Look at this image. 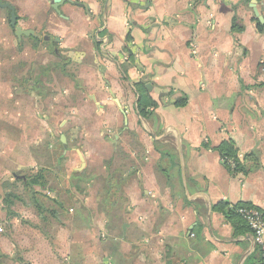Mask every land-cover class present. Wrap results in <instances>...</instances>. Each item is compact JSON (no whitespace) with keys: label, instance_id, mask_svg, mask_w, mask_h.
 Wrapping results in <instances>:
<instances>
[{"label":"crops","instance_id":"obj_1","mask_svg":"<svg viewBox=\"0 0 264 264\" xmlns=\"http://www.w3.org/2000/svg\"><path fill=\"white\" fill-rule=\"evenodd\" d=\"M62 1L0 0V125L48 127L41 156L0 136V264L259 259L234 209L264 208V0Z\"/></svg>","mask_w":264,"mask_h":264},{"label":"rangeland","instance_id":"obj_2","mask_svg":"<svg viewBox=\"0 0 264 264\" xmlns=\"http://www.w3.org/2000/svg\"><path fill=\"white\" fill-rule=\"evenodd\" d=\"M26 100H27V98H26ZM22 103L24 104V102H22ZM22 103H21V108H19V110L24 112L25 106ZM19 119L20 120H18V122L14 126V129L9 128L8 126H6L4 124L0 125V136L1 137L2 136H8L11 133H13L17 137V143H16V150L15 151L17 153H20L19 155H23L24 149L25 150L30 149L32 151V153H34L35 155L41 156L43 154V148L42 147L45 146V140L47 139L44 137V133H45L46 129H48V127H46V129L41 128V126L34 127V123H35L34 121L35 120L28 122L25 117H21ZM32 124H33V127H32ZM52 130H56V133H58V131L61 132V130L56 129V127H53ZM39 138H40V140H39ZM20 139H21V143L19 144ZM55 159H56V157H52L50 161L44 162L45 167L48 165L49 167L55 168L56 167ZM32 161H30L31 163L29 165H21V164H26V161H24V159L17 158L16 163H15V168L12 166V168H13L12 171H14V172L20 171L19 172L20 176H26V177L30 176L31 175L30 171L36 172L35 171L36 169H40V164H36L35 161H33V162ZM9 168H11V167L9 166ZM21 169H23V170H21ZM61 169H62V172H60V173L63 174L64 170H65V166H61ZM14 172H12V174ZM12 174H8V178L13 177ZM3 177L4 176H0V186H2V187L5 186V183L7 182L6 181V182H4V184H1L2 181H5L3 179ZM13 183H15V182H13ZM18 185H20V189H21L22 184L19 182ZM36 199L38 200L39 203H40V201L44 202V203H50L49 201H47V199L45 200L39 196L36 197ZM259 261L260 260L257 257H255L253 260H248L246 262V264H260Z\"/></svg>","mask_w":264,"mask_h":264},{"label":"built area","instance_id":"obj_3","mask_svg":"<svg viewBox=\"0 0 264 264\" xmlns=\"http://www.w3.org/2000/svg\"><path fill=\"white\" fill-rule=\"evenodd\" d=\"M221 162L227 165L231 172H237L233 159L222 158ZM234 212L252 234L259 262L260 264H264V208L257 209L250 206H238L234 209Z\"/></svg>","mask_w":264,"mask_h":264},{"label":"water","instance_id":"obj_4","mask_svg":"<svg viewBox=\"0 0 264 264\" xmlns=\"http://www.w3.org/2000/svg\"><path fill=\"white\" fill-rule=\"evenodd\" d=\"M62 0H52V9L54 11H56L57 13H59L58 7L59 5L62 3ZM0 7H4V8H8L10 10H12V8L9 5H5V4H1L0 3ZM253 11H254V15L255 17L258 19L259 23L263 24V19L262 17L259 16L257 10L255 7H252ZM11 21L13 22V24L15 23V19H14V15L12 13L11 15ZM15 37L20 41L21 37H34V38H40L39 35H36L33 31L31 30H22L19 26H15Z\"/></svg>","mask_w":264,"mask_h":264},{"label":"trees","instance_id":"obj_5","mask_svg":"<svg viewBox=\"0 0 264 264\" xmlns=\"http://www.w3.org/2000/svg\"><path fill=\"white\" fill-rule=\"evenodd\" d=\"M257 27L259 29V31H263L264 27L260 24H257ZM219 154L221 155V159L222 158H229V159H233V161L236 164V171L239 172L240 171V167H241V163L236 159V155L235 152L225 143H222L218 148H217ZM224 164V163H223ZM39 177V176H38ZM38 181H35L34 179H29L27 186H30L34 183H36ZM238 217V216H237ZM239 218V217H238ZM241 221V220H240ZM242 222V221H241Z\"/></svg>","mask_w":264,"mask_h":264}]
</instances>
